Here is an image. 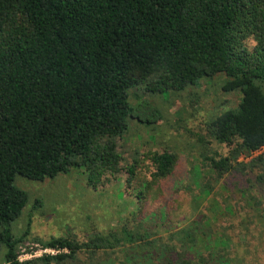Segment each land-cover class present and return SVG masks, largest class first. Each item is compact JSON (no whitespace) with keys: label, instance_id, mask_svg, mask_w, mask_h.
Segmentation results:
<instances>
[{"label":"trees","instance_id":"obj_1","mask_svg":"<svg viewBox=\"0 0 264 264\" xmlns=\"http://www.w3.org/2000/svg\"><path fill=\"white\" fill-rule=\"evenodd\" d=\"M220 74L227 78L222 90L242 99L207 124L208 137L229 152L202 153L204 169L216 182L239 175L244 188L254 180L264 188V153L240 161L264 149V0H0L5 264H249L244 255L253 247L234 252L226 227L214 239L206 215L184 226L174 221L164 190L178 166L176 153L151 151L124 166L119 150L131 120L150 126L162 119L148 100L133 106L131 89L180 93ZM147 161L149 176L140 171ZM73 170L83 171L94 188L125 172L130 214L86 241L37 239L61 252L21 261L29 234L15 237L12 225L29 196L16 178L43 182ZM211 190L205 186L202 195ZM159 200L165 204L151 210ZM244 223L245 230L240 222L233 227L243 234L242 247L264 242L258 215Z\"/></svg>","mask_w":264,"mask_h":264},{"label":"rangeland","instance_id":"obj_2","mask_svg":"<svg viewBox=\"0 0 264 264\" xmlns=\"http://www.w3.org/2000/svg\"><path fill=\"white\" fill-rule=\"evenodd\" d=\"M226 81V76L220 74L215 78L201 80L186 91L164 95H154L142 88L131 89L130 102L133 106L148 100L161 111L162 119L150 126L131 120V128L120 141L119 150L124 157V166L132 165L151 151L169 150L176 153L178 166L173 179L165 183L167 185L164 190L166 205L175 213L173 219L176 224L184 226L202 213L209 218L214 239L223 236V227L228 228L227 234L232 239L234 252L239 250L240 254H244L243 248L252 246L253 252L244 256L249 264H258L260 259L264 260V242L260 244L257 239L254 244L242 247L243 234H239L233 227L239 222L242 226L250 215H258L259 221L264 223V211L258 214L264 209V188L254 185L255 180L244 188L239 175H229L220 182L213 181V173L204 169L205 161L200 156L202 153L212 155L216 151L225 156L229 152L226 146L211 140L207 134V124L214 117L237 108L241 102L240 93H226L222 90ZM263 153L264 149L250 157L242 156L240 161L249 162ZM147 169L150 170L148 161L140 171L149 176ZM127 177L124 172L118 180L113 179L104 185L100 183L94 188L88 183L87 175L78 170L43 182L29 181L18 176L16 186L27 191L29 196L22 216L12 225L15 237L26 232L29 234L20 247V260L31 261L46 255L40 251L45 247L37 239L71 237L82 242L96 231L104 232L117 225L120 218L130 214L124 209L125 199L129 197ZM252 177L249 175V178ZM205 186L212 188L210 195H202ZM160 200L151 206V210L165 204ZM258 202H261L259 206ZM234 209L242 213V220H237ZM242 228L245 230V226ZM257 250L259 253H256ZM4 256L5 248L2 247L0 264H5Z\"/></svg>","mask_w":264,"mask_h":264},{"label":"built area","instance_id":"obj_3","mask_svg":"<svg viewBox=\"0 0 264 264\" xmlns=\"http://www.w3.org/2000/svg\"><path fill=\"white\" fill-rule=\"evenodd\" d=\"M41 252L45 253L46 255H58L61 251L60 250H55V249H43L40 250Z\"/></svg>","mask_w":264,"mask_h":264}]
</instances>
